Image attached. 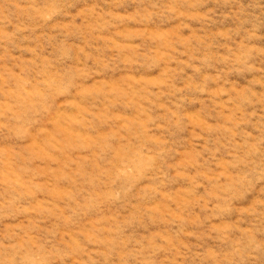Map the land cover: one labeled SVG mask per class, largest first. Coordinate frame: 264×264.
Here are the masks:
<instances>
[{
    "label": "rangeland",
    "instance_id": "obj_1",
    "mask_svg": "<svg viewBox=\"0 0 264 264\" xmlns=\"http://www.w3.org/2000/svg\"><path fill=\"white\" fill-rule=\"evenodd\" d=\"M0 264H264V0H0Z\"/></svg>",
    "mask_w": 264,
    "mask_h": 264
}]
</instances>
